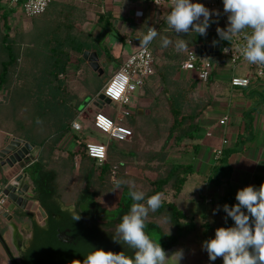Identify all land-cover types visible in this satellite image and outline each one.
Instances as JSON below:
<instances>
[{
  "label": "trees",
  "instance_id": "trees-1",
  "mask_svg": "<svg viewBox=\"0 0 264 264\" xmlns=\"http://www.w3.org/2000/svg\"><path fill=\"white\" fill-rule=\"evenodd\" d=\"M124 1L136 3L139 0ZM96 3L99 6L96 24L112 27L115 36L122 42L129 39V35L123 34L122 29L118 28L115 15L105 9L103 0H96ZM81 8L77 1L52 0L43 14L27 17L32 21L46 19L42 26L35 22L33 38L24 46L20 32L15 36L10 34L12 27L8 19L15 9L5 8L3 0H0V93L6 91L5 100L0 103V128L40 149L39 156L26 168V172L32 182L34 198L40 202L49 217V227H41L33 222L37 240L32 250L22 256L23 264H76L77 260L83 261L94 248H101L81 234L77 224L72 226L76 245L62 243L58 238V229L62 226L54 219L53 214L65 213L60 202L65 197L67 178L76 169L77 163L78 178L82 183V192H78L76 200L77 216L88 217L95 222L101 220L110 227L120 223L122 216L129 212L134 202L128 194L127 184H124L121 192L114 191L117 202L112 207L105 203L98 204L97 198L101 191L105 192L107 198L111 188H114V185H110L112 168L115 165L121 169L127 167L119 160L116 146L108 144L107 160L101 164L87 152L85 138L91 131L87 130L84 136L78 134V151L64 152L60 148L71 131L72 122L92 100L100 98L99 93L110 77L104 71V78H99L98 72L93 71L83 58L84 51H97L100 57L114 59L111 48L98 42L94 30L84 29L86 19ZM153 12V16L137 24L131 34L135 35L140 31L144 35L147 33V26L158 28L159 35L149 46L154 52L162 51L168 58L166 64L155 62V74L160 77L161 93L167 99L169 113L161 121L163 124L150 113H139V110L132 113L128 125L133 128L135 135L151 136L161 143L158 148L147 151L129 149L124 150V154L140 161L138 169L144 179H141L140 184L135 183L136 189L144 191L146 198L155 193L163 194L162 206L155 212H149L151 218L146 221L145 232L167 250L200 234L203 241L210 238L207 222L196 223L169 198V194L179 195L182 192L188 176L193 172V164L169 163L167 160L171 150L184 145L197 148L196 138L200 131L198 119L210 104V98H196L193 95L200 80L183 81L174 78L181 69L182 61L186 59V53H177L174 43L166 49L161 48V37L167 36L173 42L182 38L188 46L202 47L210 44L223 47L232 41L220 40L216 31L219 26L212 23L206 36L195 32L177 36L165 21L161 22L163 16L159 10L153 8ZM143 35L137 36L142 38ZM74 57L77 69L87 73L83 85L89 94L83 96L70 91L65 77ZM111 70L113 73L116 71L115 65ZM259 104L260 102L253 110ZM37 118L41 123H37ZM3 121H8L9 126H4ZM240 143L242 146L245 144L244 141ZM129 145L126 143L123 147L130 148ZM231 153V150H226L216 160L208 177L209 183L221 185L229 180L232 174L228 162ZM125 158L127 160L128 157ZM148 173H151L150 177L147 176ZM127 179L129 181L125 174L117 175V180ZM261 183H264V175L257 174L256 187ZM236 193L237 191L230 190L220 199L222 209L225 204L232 206L237 203ZM233 224L231 218H227L223 227Z\"/></svg>",
  "mask_w": 264,
  "mask_h": 264
},
{
  "label": "crops",
  "instance_id": "crops-1",
  "mask_svg": "<svg viewBox=\"0 0 264 264\" xmlns=\"http://www.w3.org/2000/svg\"><path fill=\"white\" fill-rule=\"evenodd\" d=\"M106 2L107 7L105 5V9L110 10L115 15L118 22V28L122 29L123 34L129 35V39L125 42L120 41L115 36V32L112 27L106 28L104 27V24H96V21L95 23L93 22L94 19H92V17H88V24L94 23V26H89V28H87L84 27V24L83 27L88 31L94 30L98 42L111 48V53L114 59L108 61V59H104V56L100 57L98 54L99 61L103 59L105 65L110 61H113L117 70L120 64L130 54L140 48V37L137 35L143 34L138 31L135 35H132L131 30H134L137 24L142 23L144 19L148 20L151 18L154 12L150 0H139L136 3H129L124 0H106ZM138 6H141L143 9L140 15L136 17L135 8H138ZM159 13L161 15L163 14V12L160 11ZM121 22L122 25L120 27ZM132 25H135V27H132ZM149 27L150 26H147V31ZM101 32H105V35ZM107 36L111 37L110 43L102 42L104 40L106 42ZM115 40L120 41L123 45L128 42L134 43L135 47L129 53L123 54L122 51L118 50V47L115 48L112 44ZM208 46L209 45L205 47ZM153 54H155V62L157 61L160 65L167 63L168 58L162 53V51H155ZM202 56L215 57L211 54H203ZM218 56H220V54ZM224 59L226 58L222 57V59H219L217 62L216 69L212 71L210 81H199L198 86L193 91V95L196 98H210V104L205 108L204 112L198 119L200 131L196 138V143H198L197 148L194 149L193 146L189 147L186 145L181 146L178 149L171 150L167 159L169 163L182 162L193 164V172L188 176L182 192L179 195L169 194V198L173 200L178 207L184 210L188 217L192 218L196 223L202 224L207 222L208 233L214 225L219 224L224 226L226 222V213L220 205V199L230 190L238 191L248 185L256 187L255 176L257 174L264 175V83L254 86L251 85L246 88L233 87L230 83L231 77L244 75L246 68L244 66L233 67L228 61L227 63L229 64L226 67L223 65L224 62H226ZM110 66L111 63H109V67ZM174 78L183 81L197 79L194 73L182 71L181 69L177 72ZM214 83H217L219 88L216 90L214 89L212 94H207V92L205 93L207 88L206 86L211 85L208 86V88H210ZM161 92L162 86L160 85L159 75L155 74L152 77H149L145 81L143 87L133 94L131 105L132 113L136 110H139V113L144 111L145 113L152 114L154 119L160 120V122L163 120L165 115L168 117V102L166 101L167 99L165 95ZM99 99L95 100L91 105L89 103L85 107V109L90 110L92 117L94 112L99 108L112 115H116L117 110H114L111 106H107V102H102ZM259 102V106L253 110ZM129 116L125 117L122 122L133 130V128L128 125ZM224 117L227 118V123L226 125H221L219 121ZM133 133V136L125 141H110V139L107 138L104 140V143L116 146L118 156H120L119 160L127 166L124 169L119 167L117 168L116 180L118 174L119 176H123L125 174L129 177V181L140 184L141 179H144L138 169L140 161L138 158H131L129 157L130 155L124 154V150L134 149L135 151H147L152 149V141L157 139H154L151 136H146L144 137L145 139L143 138V143L139 144L136 142L139 136L135 135L136 133L134 130ZM78 134H82L84 136L87 132L82 130L74 132L73 134H68L60 145V148L64 152L78 151L80 141ZM12 136H14V134H10L0 128V147L8 140L9 137ZM87 139L95 140V138L91 135H87L85 141ZM224 139L228 140V145L224 151L231 150L232 152L228 159L229 165L232 169V174L228 181L223 182L221 185H215L208 182V177L211 174L212 167L216 162L214 159V151L222 146ZM240 141H244L245 144L242 146ZM126 143L130 144V148L123 147ZM156 147L158 148L160 146ZM39 154L40 149L38 148L36 153L37 156L32 157V159H36ZM125 157H128L127 160ZM76 167L79 169L78 163L76 164ZM26 170L27 169L24 171ZM147 176L150 177L151 173H148ZM24 181L30 184V190L33 192L32 182L29 175L24 179ZM126 181H128V179ZM111 184L114 185L112 179L110 185ZM119 191L121 192V190ZM79 192H82V187ZM114 193L115 192L111 193V195H114ZM101 195L104 196L102 192ZM68 196L69 195L64 197L66 199L60 202L61 209L64 212H72L76 214V200L78 199V193L77 198L74 196L69 198ZM98 197L99 198L96 197L99 201L98 204H103L100 202L102 197ZM33 199L38 202L35 198ZM69 199L73 200V202H69ZM38 203L40 204V202ZM217 208H219V211L214 214V210ZM33 222L41 227H45L46 220L43 219L42 221H39L34 212L20 211V214L15 215L13 219H9V215L7 214H0V235L5 240L19 264L20 242L25 243L28 237H30L34 228ZM210 238L213 237L210 236ZM0 264H12L1 239Z\"/></svg>",
  "mask_w": 264,
  "mask_h": 264
},
{
  "label": "clouds",
  "instance_id": "clouds-1",
  "mask_svg": "<svg viewBox=\"0 0 264 264\" xmlns=\"http://www.w3.org/2000/svg\"><path fill=\"white\" fill-rule=\"evenodd\" d=\"M158 0H155V3ZM223 11L227 14L226 28L217 27L220 40L231 42L234 37H242L243 43L237 47L241 56L249 64L264 66V0H222ZM140 15V13H137ZM219 16L218 10H209L202 3L192 0H171L170 11L166 23L177 36L195 32L207 35L212 16ZM159 35L155 27H149L146 34L139 38V47L147 49L148 45ZM177 53L192 52L184 39L173 42L167 36L161 37V48L173 45ZM216 43V41H213ZM228 48L224 49L227 53ZM193 53V52H192ZM264 75V72H261ZM126 80H116L108 90L109 96L120 99L125 91ZM236 84H247V80H234ZM104 102V101H103ZM37 123H41L37 118ZM79 127V125H74ZM91 153L105 158L103 148L91 147ZM113 192L121 190L127 184L129 196L134 201L127 214H124L116 225L112 239L115 243L132 250L129 256L124 251L113 252L102 248H94L83 261L76 264H181L184 250L177 249L166 252L162 245L146 232V221L149 212H155L162 206V193L147 196L137 190L133 181L114 180ZM236 204L223 205L225 220L234 222L230 227H218L213 238L202 243V249L208 254L210 261L222 258L223 264H264V183L257 188L248 185L239 189L235 195ZM219 208L214 210V214ZM79 220L80 216L75 217Z\"/></svg>",
  "mask_w": 264,
  "mask_h": 264
},
{
  "label": "built area",
  "instance_id": "built-area-1",
  "mask_svg": "<svg viewBox=\"0 0 264 264\" xmlns=\"http://www.w3.org/2000/svg\"><path fill=\"white\" fill-rule=\"evenodd\" d=\"M52 0H3V5L8 9H15L13 16H16L19 12L22 11L25 17H34L43 14ZM193 3H202L209 10H218L220 15H213L212 19H218L220 21L219 27L226 28L227 26V14L223 11V2L222 0H192ZM151 6L155 9H162L163 19L161 22H166V16L170 11L171 0H158L155 3V0H150ZM135 16L138 17L137 13H141V6L135 8ZM158 29V28H156ZM242 37H234L231 44L224 45L220 47L219 54L220 56L227 59V61L233 67L244 66L246 72L244 75L232 76L230 83L233 87H249L255 83H264V75H261V72H264V66H258L255 64H249L243 59L240 54V51L237 47L238 44H242ZM208 47H202L199 45L189 46V49L193 52L186 53V59L182 61L181 70L186 72H192L195 74V77L202 81L207 82L210 79L212 74L211 67L212 64L210 61H205V56L200 54V50H207ZM228 48L227 53L224 52V49ZM155 74V56L152 49L148 45L147 49L139 48L134 53L130 54L119 66V68L107 79L104 86L102 87L100 94L103 95L102 100L108 103L118 104L116 115H112L108 112H105L103 109H97L91 119V125L93 128L99 130L102 133L108 135L110 140L124 141L133 136V130L122 122V120L131 115V105L133 94L143 87L145 81L152 75ZM126 80L125 91L122 93L120 99H114L108 94V90L113 82L116 80ZM247 80L248 83L245 85L243 83L236 84L234 80ZM83 111L78 115V117L72 122L70 133L79 132L83 130ZM219 123L221 125H226L227 118H222ZM74 125H79L75 127ZM69 133V134H70ZM228 145V140L224 139L222 146L217 148L214 151V159L218 160L222 155L224 150ZM91 147L103 148L105 151V158L103 162L107 160L108 155V145L104 142H98L96 140L87 139L86 148L88 155L91 158L96 159L100 164V158L95 157L91 153ZM34 159H32L28 165H30ZM102 162V163H103ZM118 166L115 165L112 168V180H116V174ZM8 195L0 191V210L4 207L5 203L8 201Z\"/></svg>",
  "mask_w": 264,
  "mask_h": 264
},
{
  "label": "rangeland",
  "instance_id": "rangeland-1",
  "mask_svg": "<svg viewBox=\"0 0 264 264\" xmlns=\"http://www.w3.org/2000/svg\"><path fill=\"white\" fill-rule=\"evenodd\" d=\"M73 1H77V3H79L81 5V7L83 8L82 13L86 19L85 22L83 23V26L85 24L84 27H87V28H89V26L93 27L94 23L97 19L98 11H99V9H98L99 6L97 5L96 0H73ZM106 3H107L106 0H103L104 7H105ZM106 7H107V5H106ZM159 11L163 12L160 8H159ZM88 17H92V19H94V21H93L94 23L88 24V19H89ZM45 19H46V17L40 18L37 21H35V20L32 21L31 19L25 17V15L23 14L22 11L19 12V16H18V14L16 16L10 15V17L8 19L9 24L12 27L10 34H11V36H15L18 32H20V34L22 35L21 42L25 46L33 38V35H34L33 28H34L35 22H36V24L42 26L43 21ZM212 21H214V22H212V24H215L217 26L220 24V21L218 19H212ZM84 29L86 30V28H84ZM101 33H103V32H101ZM103 34L105 35V32ZM110 40H111V37L107 36L106 42H105V40L102 42H104V43L109 42L110 43ZM114 43H112L114 45V47L115 48L118 47V50L122 51L123 54L129 53L135 47L134 46L135 44L131 43V42H128V43L123 45L120 41L115 40ZM104 59H107V58L104 57ZM219 59H222V56L205 57V61L208 60L212 64L211 71H214L216 69V64L219 61ZM109 60L110 59H108V61ZM224 60H226V62H224L223 65L227 67V65L229 63H227V59H224ZM100 61H101V67L103 68V74L106 72V75L108 77L111 76L113 74V72L111 70V66H114L115 63L113 61H110L109 63H111V66L109 67V63L105 65V62H103L104 61L103 59H101ZM76 63H77L76 58L74 57L72 59L70 67L68 69L67 75H65V77L69 82L70 91L72 93H76L79 95L81 94V96H83L84 94L85 95L89 94L88 90L83 85V79L87 75V73L86 72L84 73V71L78 70ZM104 67H105V70H104ZM101 76L102 75H99V78H101ZM99 78H97V79L99 80ZM216 85H217V83L216 84L214 83L213 86L210 88H208V86H211V85H207L206 87L208 89L206 88L205 93L207 92V94L208 93L212 94L214 92V89L216 90L219 88V86L218 85L216 86ZM5 94H6V91H2L0 93V103L5 100V97H6ZM94 101H95V99L90 102V105L93 104ZM107 106H111L114 110H117V108H118V104H116V103L110 104L107 102ZM91 119H92V114H91L90 110L84 109V111H83V127H84V129L83 130L86 132H87V130L91 131L92 133H89V134L91 136H93L96 141L105 142L104 140L108 138V135L100 132L99 130H97L95 128H93L91 125ZM3 122H4L3 123L4 126H6V127L9 126L8 121H3ZM143 138L144 137L142 135H139L138 140L136 142H138L139 144H142L144 141ZM160 143H161L160 140L159 141H157V140L152 141V148H154V147L157 148L156 146H159ZM149 148H151V147H149ZM77 173H78V169L76 167V169L72 173L69 174V176L67 178L65 193H64L65 197L67 195H69L68 196L69 198L73 197V196L77 198V193L79 192L80 188L82 187L81 181L79 180ZM111 190H110L107 198H106L105 192L103 190L101 192H102V194H104V196L100 195V197H102V200L100 202L105 203L108 207H112V204L116 203V200H117L115 193H114V195H111V193H113V189H111ZM65 199L66 198H64V200ZM69 202H73V200L69 199ZM150 218H151V216L148 215V219H150ZM198 224H200V223H198ZM211 226H213V225H211ZM218 227H223V225L216 224L211 228V230H209L210 231L209 235L211 237H214L215 230ZM202 243H203L202 235L200 234V236H198L196 238L186 239V240L181 241L179 244H177L176 247L179 249H183L184 254H185L184 259L181 261V264H223L222 258L217 259L215 261H210L208 258L207 252L202 249Z\"/></svg>",
  "mask_w": 264,
  "mask_h": 264
},
{
  "label": "water",
  "instance_id": "water-1",
  "mask_svg": "<svg viewBox=\"0 0 264 264\" xmlns=\"http://www.w3.org/2000/svg\"><path fill=\"white\" fill-rule=\"evenodd\" d=\"M122 22L120 23V27ZM135 27V25H132ZM220 47L218 45H209L207 50H200V54L212 56L219 55ZM83 58L88 62L93 71L98 72L104 78L103 68L101 67L99 56L96 51L85 50ZM103 95L100 94L102 102ZM9 136V135H8ZM38 148L32 143L16 137H9L8 140L0 147V191L8 195L9 199L4 207L0 210V214L9 215V219H13L15 215L20 214V211L34 212L37 219L42 221L48 218L47 211L36 202L34 193L30 190V184L24 181L28 173L24 171L29 165L32 157H36ZM1 242L8 254L12 264H19L18 260L10 251L3 237L0 235ZM72 240V239H71ZM176 246L167 250L170 251Z\"/></svg>",
  "mask_w": 264,
  "mask_h": 264
},
{
  "label": "flooded vegetation",
  "instance_id": "flooded-vegetation-1",
  "mask_svg": "<svg viewBox=\"0 0 264 264\" xmlns=\"http://www.w3.org/2000/svg\"><path fill=\"white\" fill-rule=\"evenodd\" d=\"M53 217L60 224V226H62V228L58 229V238L62 243L77 244L75 234L73 233L74 227H72L74 224H77V229L81 232V234L86 235L90 241L101 246L104 250H115L117 253L124 251L126 254L130 253L133 255L132 250L113 241L112 235L117 224L108 227L104 224V221L100 220L95 222L88 217H80L79 220H75L74 218L78 216L72 212H65L61 215L53 214ZM45 227H49V217L46 219ZM36 240L37 235L35 229L33 228L32 233L26 242H20V264H23L22 256L34 247Z\"/></svg>",
  "mask_w": 264,
  "mask_h": 264
},
{
  "label": "bare ground",
  "instance_id": "bare-ground-1",
  "mask_svg": "<svg viewBox=\"0 0 264 264\" xmlns=\"http://www.w3.org/2000/svg\"><path fill=\"white\" fill-rule=\"evenodd\" d=\"M177 249H179V248H177V247H174L173 249H171L170 251H168V252H171V251H174V250H177Z\"/></svg>",
  "mask_w": 264,
  "mask_h": 264
}]
</instances>
